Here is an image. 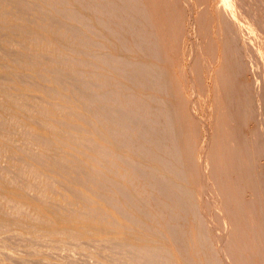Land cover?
Here are the masks:
<instances>
[{
    "label": "bare ground",
    "instance_id": "obj_1",
    "mask_svg": "<svg viewBox=\"0 0 264 264\" xmlns=\"http://www.w3.org/2000/svg\"><path fill=\"white\" fill-rule=\"evenodd\" d=\"M245 5L244 0H0V131L8 134L22 107L23 100L17 106L5 86L15 84L50 104V116L56 106L65 111L58 109L57 120L37 122L42 134L29 132L30 139L46 150L57 139L58 147H73L71 156L81 161L48 163L27 153L28 161L64 185L80 217L52 210L51 218L38 208L29 219L19 215L18 202L16 215L5 214L0 204L2 232L14 228L54 238L74 228L84 237L90 230L119 249L133 246L147 264H179L172 247L183 264H264V140L258 141L264 133L243 127L249 126L246 119L264 118V79L251 72L260 61L263 72L254 70L263 76L264 53L255 43L254 9L245 18ZM184 36L194 39L190 62L174 80L158 63H175L171 52ZM215 63L219 68L211 70ZM195 64L215 73L216 130L196 112L201 81ZM186 110L204 130L202 151L189 141ZM25 113L26 120L32 118ZM23 168L18 166L17 176L24 180L29 174ZM78 188L91 191V205ZM23 190L2 191L0 198L30 208Z\"/></svg>",
    "mask_w": 264,
    "mask_h": 264
},
{
    "label": "rangeland",
    "instance_id": "obj_2",
    "mask_svg": "<svg viewBox=\"0 0 264 264\" xmlns=\"http://www.w3.org/2000/svg\"><path fill=\"white\" fill-rule=\"evenodd\" d=\"M194 1L196 3V0H194ZM244 1H245V4H246L245 5L246 7L244 9L245 10L244 13L246 12L245 13V18H249V16H248L249 9L250 8L254 9V13L256 15V20H257V23H256L255 28L257 30V34L259 35V38H257V40H255V43L256 42L258 43V45L263 49V53H264V25H263L264 24V2H262L264 0H257L256 3H254V4L251 3L250 0H244ZM247 9H248V11H247ZM195 10H196L195 11L196 15H198V12L201 11V8H198V6H196ZM178 12H181V10L179 11V9H178ZM260 23H263V24H260ZM258 24H260V25H258ZM217 37H218L217 35L216 36H212V39L217 38ZM208 41H210V38H208L205 41V43H207ZM191 42L193 43L194 42V39L190 40L188 37L184 36V38L182 39V41L179 42V45L177 44V45L174 46V48H176V49H174L173 52H171V60L172 59L176 60L174 64L173 63L171 64V62H169L170 65H169V63H161V62L158 63L160 66L166 68L167 71L170 70L169 71L170 72V76H172V79H174V80H176L177 78H181L182 73H183V71L181 69V66L182 67L183 66H186L190 62V61L188 62L187 60H190V56H191L190 53H192V51H191L192 50V43ZM174 44H176V43H174ZM15 47L17 48V46H15ZM112 47H114V46H112ZM187 50H189V52ZM116 52L117 51L115 49L114 50L112 49V53L113 54H117L118 53V52L117 53ZM185 63H186V65H185ZM256 63H258V62H256ZM259 63L261 64L260 61H259ZM258 64L256 65L258 67L254 66L253 69L251 68V72L252 73L254 72L252 75H256V77L260 81H262L264 79L263 78L264 77V74H263V76L260 75L262 77V79H260L259 78L260 76L258 77V75L256 74V72L259 74L260 71H261V73H262L263 72L262 71L263 70V65H260V64L258 65ZM195 66L197 68L198 77H199V79L201 81L200 96L198 97V99H196V112H197V115H199L201 117V119H203V120H205L207 122V124H208L209 127L213 128V130H216L217 129V123H216V121H217L216 120L217 119L216 118V115H217L216 114V110H217V103L216 102L217 101H216V98H215V94H216L215 84L213 82V81H215V73H213L211 71L209 73L208 72L205 73L202 70V68L199 66V64H197V65L195 64ZM218 68H219V63H215V64H213V67L211 68V70H215V69L217 70ZM254 69H257L258 71L255 72ZM5 86H6V88L9 87L8 88V92H9V94H12V100H14V102H16L17 106L20 103L19 105L22 106L21 107V110L23 108V111L21 112V110H20V111H18V113L15 112L13 114V115L16 116V118H13V120L15 119V121H16V123L14 124V126L16 124L17 125L15 127L13 126L12 128L9 127L8 130H7L8 131L7 132L8 134H5V131L6 130H3V131L1 130L0 131V194L2 193V191L4 193V191H6V190H7L8 193H13V191L15 189H24L23 191L24 192L26 191L25 192V195L27 196V198L29 199V201L32 202V204H31V206L29 208V206H27V205L24 206V203L23 202H19L20 200L15 199V198L9 199L10 202H11V204H10V202H8L9 200L6 199V197L4 196V198H0V204L3 205L2 206V211L3 212H4V210H6L5 212L8 211L9 213L8 212L5 213L7 215L8 214L9 215H12V214L13 215L14 214L16 215L20 211L19 212V215H23V216L26 215L28 217H30V212H31L33 214V216H31V217L33 218V217H35V213H36L35 210H37L38 208H40L41 210H39V211H41V214L42 215H44V216L46 215L47 217H51V218H53V216H54L52 214V213H54V211L55 212H58L60 214H62V212L64 211L63 212L64 215H67V216H70L71 215L73 218L80 217L78 215L79 214L78 211H79V208L80 207L79 206L77 207L76 205L70 204L71 197H70L68 191H64L66 189H65L64 185L61 184V182L58 180V178L54 174H51V173L47 172L46 170L43 171L37 164H34V163H32V162H30V161L27 160V157H28L29 154H30L29 155L30 157H32L31 155L34 156L36 154L37 156L35 155L34 156L35 158L39 156L38 154H40V155H42L41 157L42 158L44 157L45 160L48 163L52 162V160L54 161V158H55V160L60 161V162L62 161L64 163H69L70 162L69 159L70 160L71 159L72 160L74 159L75 156L74 155H73V157L71 156L72 153L74 152V151H72V150H74L73 147L69 148L68 145H65V147H58L57 146L58 140L51 138V142L54 141L56 143V146L53 144L52 147H50V148L48 147V149L46 150V148L43 147V145H40V143L38 141H36V138L30 139V135H29V132L32 135L34 134V136L36 134H42L39 131V129H38V125H36L37 122L39 124V121L40 120H42L44 118H48V117H49L48 119H51V120L52 119H56L57 120V118H60V117L59 116L58 117L56 116V112L59 111L58 109H60L59 112L61 113V111H63L62 110L63 108H61V107L59 108V107L56 106L57 111L52 110V111H54V115L51 114V116H50L49 113L46 112V111H50V110H46V109H47L48 106H49L48 109L51 108L52 106H50V104L47 105V103H45V101L43 99H41L42 101H40L39 100L40 99L39 96H38L39 98L36 97V99H34L35 96L32 97L34 99V100H32V98L30 96L31 95L33 96L35 94L34 93L32 94V93L28 92L29 90H28V88H27V86L25 84L23 86L24 87V90L25 91L28 90V91L27 92H23V93H22V91H20L19 89H17V86L15 84H6ZM185 87L187 89V85H185ZM10 88L13 89V90H11ZM172 91H173V89H172ZM138 92H139V94H143V92L141 90H138ZM212 92H213V94H212ZM19 95L22 96V97H20ZM169 98L167 96L165 97V99L167 101H170V99L173 101V97L170 98V99ZM20 100H23V101H20ZM18 101H20V102L18 103ZM34 102L35 103L37 102V104L40 103L39 105H41L42 103L43 104L45 103L44 105H42L43 110L45 109L42 112L43 113L46 112V113L43 114L41 112L42 113L41 114L40 112H38V111H40V109L42 110V108H40L41 106L39 107V105H35ZM30 106H32V108ZM34 106H36V107H34ZM38 107H39V109H38ZM53 107H55V106H53ZM52 109H54V108H52ZM28 110H29V112H27V113H30V115L32 117V118H28V120L30 119L29 121L26 120V118L23 117V113H25ZM35 110H36V112H35ZM63 112L65 113V111H63ZM63 112H62V114H63ZM186 112H187V110H186ZM27 113H25V114H27ZM62 114H60V116ZM65 115L66 114H63V116L61 118H66V117H64ZM184 115H185V112H184ZM187 115L184 118V124H185V129H186L187 134L188 135L190 134L189 135V139H190L189 141H190V143L192 145H194V146H196L198 148V151H200V149L202 151V146H203L202 143H203V138H204V135H203L204 130H203V128H200L198 126L197 121H196V118L191 117L189 115V113ZM40 117H41V119H38ZM251 118H252L251 121H254L255 120V116H253ZM239 119L240 118H238L237 121H239ZM249 119H246V125H249V126L247 127V126L243 125V127L245 128V131L248 129L247 132L251 134V132H250L251 130L254 129V131H255L256 129L257 130L259 129V131H257V130L256 131L257 132H262V134H263L264 133V120H263L264 118H256V120H259L260 122H256V121L251 122ZM247 120H248V124H247ZM211 121H212V123H211ZM52 123H53V125H55L54 122H52ZM240 123H241V120H240ZM24 127H26V128H24ZM11 130H12V134H11ZM24 133H25V135H24ZM27 134L29 135L28 137H27ZM1 138H3V139H1ZM263 140L264 139H258V141L260 143L263 142ZM84 143H86L85 145H88V146L91 145V141L90 142L89 141L88 142H84ZM21 148H23L22 149L23 152L21 151ZM59 148L62 149V152H60L61 149L58 150ZM48 150H50L51 152L48 151ZM54 150H56V151H54ZM27 153H29V154H27ZM31 153H33V154H31ZM25 155H26V157H25ZM19 157H22V158H19ZM70 157H72V158H70ZM75 160H76V163L78 161L81 163V161L78 158H76V159L73 160L74 162H72L70 164H73L74 163V165H79L80 163L78 162V164H76L75 163ZM23 161L25 162L26 165L24 164ZM21 164H22V167L24 166L23 169H24L25 173L28 171L27 174H29V176L27 175L28 178L26 177L24 180L23 179H20L17 176L18 175V173H17L18 170L17 169H18V166H21ZM31 171H32V173H31ZM33 171H35V172H33ZM36 175L37 176L39 175L38 177L40 179ZM19 179L22 181V184H21V181ZM27 179H29V180H27ZM55 180H58L57 181L58 183ZM7 182L9 184H7ZM19 182H20V184H19ZM23 182H25V183L23 184ZM28 183H29V185H30L31 188L29 187ZM34 183H36V184H34ZM46 183L49 184V185H47ZM15 184L18 185V186L20 185L19 188ZM14 185L17 188H15ZM22 185H24V186H22ZM25 185H28V186H25ZM28 187H29V189H28ZM32 187H34V188H32ZM50 189H52V190H50ZM78 189H80V188H78ZM82 189L83 188L80 189V192L81 193H82V191H81ZM84 190L85 189H83V192L84 193L85 192L88 193V194H86L88 196V198L85 195V197L87 198V199L85 198L86 199V202L85 203L87 204V201L89 202L90 201V198L94 201V199H93L94 196L91 194V191L89 192V190H87V189H86L87 191L86 190L84 191ZM53 191H55V192L53 193ZM84 193H82V194H84ZM12 196L13 195H11V197ZM66 196H67V198H66ZM41 201L46 206V208L51 209L50 212L46 211V208L44 209L43 205L41 204ZM91 201L88 204L91 205V203H92ZM13 202H15V203H13ZM17 202L19 203L20 210L16 208V207H18V204H16ZM26 207L28 208V210L26 209ZM13 208H14V210H13ZM22 208H24L25 210L22 209ZM56 208H57L58 211L56 210ZM52 210H54V211H52ZM26 211H28V212H26ZM42 212H44V213H42ZM73 214H75L76 216L73 215ZM112 215H113V213H112ZM31 217L29 219H32ZM74 229H72L74 231L71 230V232L73 234L70 231H69L70 233L68 231L63 232V233L66 234V237L67 238L65 237V234L60 235V233H62V232L58 233L59 236H57L58 235L57 234L56 236H53L54 238H52V236H48L47 234H45L43 232H40V233L38 232L37 235H31L29 233L26 234L25 230L17 231L14 228H10V229H6L7 232H6L5 229L2 232V230L0 229V264H11V263L12 264H75V263L76 264H145V263L147 264V261L144 259L145 258L144 253H140L135 248H132L133 246L130 247V245H129L130 248L128 247V248L125 249L126 245H123L125 247L124 248L122 247L121 248L122 250H121V249H119L121 246H118V245L113 246L114 245V242H112L113 245H111L110 243H108V241L107 242L104 241V238L97 236L96 233H95L96 234L95 236H92L94 233L92 231H90V230L87 231L86 234L83 237V236H80V235L74 233L75 231L77 233L78 228H74ZM91 232L93 234H91ZM71 234L73 236H69V237L67 236V235H71ZM90 234H91V236H90ZM44 236L49 237V239L47 237H44ZM37 237H39V239ZM86 237H88V238H86ZM93 237H95V238H93ZM76 238H78V240ZM84 238H85V240H84ZM24 241H25V243H24ZM29 244H32V245L29 246ZM52 244H53V246H52ZM108 244H110V245L108 246ZM4 246H6V247H4ZM115 247H118V249L115 248ZM95 248H96V251H95ZM105 250H107V251L105 252ZM172 251H173V256L175 257V260L178 263L180 262L179 264H183V261H182V258H181V254L177 252L178 250L175 247H172ZM5 252H7V253H5ZM153 261L158 262L159 259H156L155 258V259H153ZM150 263L155 264L153 262H150ZM150 263H148V264H150ZM157 264H160V262H158Z\"/></svg>",
    "mask_w": 264,
    "mask_h": 264
}]
</instances>
